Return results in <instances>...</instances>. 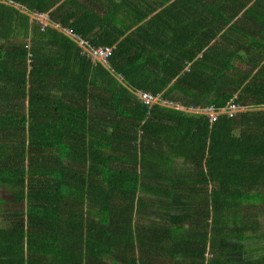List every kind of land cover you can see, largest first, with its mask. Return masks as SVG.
I'll return each instance as SVG.
<instances>
[{
    "label": "trees",
    "instance_id": "obj_1",
    "mask_svg": "<svg viewBox=\"0 0 264 264\" xmlns=\"http://www.w3.org/2000/svg\"><path fill=\"white\" fill-rule=\"evenodd\" d=\"M28 1L52 26L29 30L15 8L27 0H0V203L14 202L0 211V264H215L218 240L264 235V101L243 97L263 85L251 76L264 42L246 47L242 75L208 13L241 0ZM259 7L243 13L251 37ZM75 37L112 49L109 62ZM232 100L243 110L229 118ZM210 107L212 124L186 111Z\"/></svg>",
    "mask_w": 264,
    "mask_h": 264
},
{
    "label": "crops",
    "instance_id": "obj_2",
    "mask_svg": "<svg viewBox=\"0 0 264 264\" xmlns=\"http://www.w3.org/2000/svg\"><path fill=\"white\" fill-rule=\"evenodd\" d=\"M79 1H80L81 5H82L81 8H83V9L88 11V9L84 5V3H88V2H91V1H94V0H87V1H84V2H82L81 0H79ZM212 1H213V3H215L216 0H212ZM242 1H244V0L240 1L241 3H243V5H238L236 8H233L232 6H228V4H225L224 12L221 11V8L218 11H214V7H213V8H209V12L208 13L210 15H212V13L215 12L213 15L218 17V21L219 22H217L214 26L217 28L219 26V23H220V29H223L226 32L225 33L227 35L226 36V40H229V42H230L229 44H226V47L230 48V54H226L225 55L224 63L227 64V62H231L232 60H235L236 62L239 61L236 58L231 57V55L234 56V53L237 52L238 49L240 48L238 53L240 54L241 63L243 65V67L241 68L242 71H243L242 75H245L252 68H254V65H250V62H251V60H253V57H251L246 52V47L248 45H253V44H257V45L258 44H260V45L263 44V42H264V27L261 28L263 30L262 31V36L258 37V34H256L253 37H251L249 34H247V32L245 30V25L247 24V20L244 19L243 13L247 9L252 7L254 1H258L260 3V7L258 9H255V12L252 13L250 16L253 17V18H256L255 15L257 13L259 14V12H261V13H263V19L262 20L264 21V0H254L252 2H248V0H245L244 2H242ZM40 2H41V0H38L35 3L36 4H40ZM29 3L30 2L27 0V2L19 3L18 5L15 6V8L17 10H19L23 15H29L30 16L29 30H33V28H34L33 26H35L37 24H40V23L43 24L46 27L47 26H52L51 25V21H50V17H49V16H51V13H49V14H41V13H39L37 11L29 10L26 7H22V6H27ZM244 5H246V7H244ZM239 6H241L240 10L237 9ZM107 9H108V11L110 13L113 8H107ZM119 10H121V8H118V10H115L113 12L114 16H115V13L117 11H119ZM41 17H43V18H41ZM209 19H216V18H209ZM223 22L225 23V25L222 24ZM72 23H75V20H73ZM57 26L61 27L60 25H54L53 27L57 28ZM141 26H142V24L134 25V27H133L134 36H133L132 44L134 45L133 51H134L136 57H139V52H138V48L139 47L137 46L138 40H137V37H136L135 34L137 33L139 27H141ZM231 28H236V30H230ZM229 30H230V32H229ZM238 31L243 33V36H242V39H241V43H242L241 46L238 45V44H235L237 42L236 41L237 40L236 36L238 34ZM144 36H146V33L144 34ZM19 40L21 41V39H19ZM140 43H141V46H143L142 41ZM136 52H138V53L136 54ZM143 53L144 52H141L140 55H142ZM200 56H201V54L198 55L197 59H199ZM220 57L221 56H219L218 53L217 54H211V58L213 59L211 61L223 63V61L220 59ZM255 70H257L258 72H256L254 74V76H251V78H253V79L257 78L258 80H263L261 82V83H263V85L260 86V88H257V90L255 92L252 91L254 95L251 92H248V93L243 95L244 102L246 103V105H248V107H251L252 109H255V107H253V106L256 104V102H257V104H259L258 102L264 101V59L263 60H258V66L256 67ZM234 77L235 76H233V78ZM238 78H241V76H237L236 79H238ZM249 82H251V81H249ZM249 82H247V83H249ZM147 93H150V92H147ZM158 97L161 98V96H158ZM234 100H232L230 102V104L232 102H234ZM237 106L239 107L238 111L243 110L239 105H237ZM10 196H11V194L8 193V196L6 197V199L9 198ZM4 202H5V200H4ZM4 202L0 203V205H3ZM8 203H10V202H8ZM10 204L13 205L14 202L10 203ZM0 211H2V213H3L5 210L0 209ZM261 237L264 238V235L261 236ZM217 242H220V241L218 240ZM263 253H264V250H263ZM241 264H264V254L258 256L257 258L256 257H247V259H244Z\"/></svg>",
    "mask_w": 264,
    "mask_h": 264
},
{
    "label": "rangeland",
    "instance_id": "obj_3",
    "mask_svg": "<svg viewBox=\"0 0 264 264\" xmlns=\"http://www.w3.org/2000/svg\"><path fill=\"white\" fill-rule=\"evenodd\" d=\"M7 196L8 194L6 197ZM2 197L4 196L2 195ZM13 207L12 204L8 203V199H5V203L0 205V209L8 211ZM211 249L216 252L212 253V251H210L207 256L210 257V259H213L215 264H223L224 262H227V264H241L244 259H247V257L257 258L264 254V238H260L258 235L251 238L249 237L245 242L221 240L220 242L215 243V246Z\"/></svg>",
    "mask_w": 264,
    "mask_h": 264
},
{
    "label": "built area",
    "instance_id": "obj_4",
    "mask_svg": "<svg viewBox=\"0 0 264 264\" xmlns=\"http://www.w3.org/2000/svg\"><path fill=\"white\" fill-rule=\"evenodd\" d=\"M70 36L73 35L72 32H67ZM77 41L79 42V45L84 49L85 53L91 58L92 61H99L104 64H107L109 62V59L112 57L113 50L109 48H104V47H89L87 43L84 41L78 39V37H75ZM139 99L143 102V104L149 108H152L155 104H162L165 106H173V104L168 103L165 100H162L160 97H156L150 93L147 92H139L138 93ZM182 109V108H180ZM239 107L232 102L231 104L228 105L226 109H223L220 111L221 114H226L229 118H233L239 111ZM190 113L194 114H205L209 122L215 123L217 121L218 114L215 113L214 108L210 107L206 110H199L198 108H190L186 110Z\"/></svg>",
    "mask_w": 264,
    "mask_h": 264
}]
</instances>
